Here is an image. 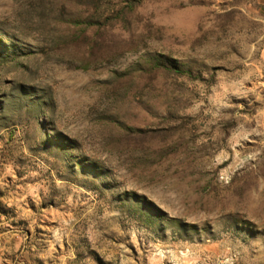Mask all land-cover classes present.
Masks as SVG:
<instances>
[{
    "label": "rangeland",
    "instance_id": "obj_1",
    "mask_svg": "<svg viewBox=\"0 0 264 264\" xmlns=\"http://www.w3.org/2000/svg\"><path fill=\"white\" fill-rule=\"evenodd\" d=\"M0 264H264V0H0Z\"/></svg>",
    "mask_w": 264,
    "mask_h": 264
}]
</instances>
